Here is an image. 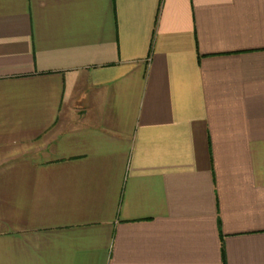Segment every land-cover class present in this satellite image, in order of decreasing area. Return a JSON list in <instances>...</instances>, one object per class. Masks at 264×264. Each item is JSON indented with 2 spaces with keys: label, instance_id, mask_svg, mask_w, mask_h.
Wrapping results in <instances>:
<instances>
[{
  "label": "crops",
  "instance_id": "obj_1",
  "mask_svg": "<svg viewBox=\"0 0 264 264\" xmlns=\"http://www.w3.org/2000/svg\"><path fill=\"white\" fill-rule=\"evenodd\" d=\"M264 264V0H0V264Z\"/></svg>",
  "mask_w": 264,
  "mask_h": 264
},
{
  "label": "trees",
  "instance_id": "obj_2",
  "mask_svg": "<svg viewBox=\"0 0 264 264\" xmlns=\"http://www.w3.org/2000/svg\"><path fill=\"white\" fill-rule=\"evenodd\" d=\"M222 253H223V264H225V258H224V251L222 249Z\"/></svg>",
  "mask_w": 264,
  "mask_h": 264
}]
</instances>
